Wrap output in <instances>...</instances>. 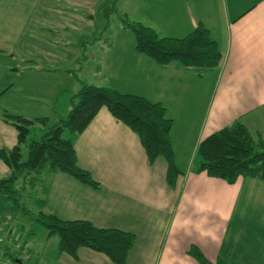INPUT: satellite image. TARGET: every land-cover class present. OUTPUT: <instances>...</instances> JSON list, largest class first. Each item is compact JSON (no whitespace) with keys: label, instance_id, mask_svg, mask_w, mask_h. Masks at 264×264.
<instances>
[{"label":"crops","instance_id":"crops-1","mask_svg":"<svg viewBox=\"0 0 264 264\" xmlns=\"http://www.w3.org/2000/svg\"><path fill=\"white\" fill-rule=\"evenodd\" d=\"M119 1L130 21L161 36L183 37L202 22L219 44L221 64L203 74L178 62L162 66L137 51L135 34L123 18L98 53L104 31L97 34L93 24L100 13L108 17L104 30L109 26L104 0H0V149L19 142L17 127L4 113L45 118L43 127L54 126L83 85H107L160 102L173 121L181 172L175 186L168 183L166 158L151 163L139 136L103 107L75 140L79 166L99 187L44 171L29 187L41 188L36 203L65 220L133 232L128 264H200L190 254L193 245L211 261L264 264L260 221L250 219L258 199L254 192L247 198L243 193L245 186L264 189V181L240 177L230 184L195 172L189 163L204 138L238 119L255 140L264 141V0ZM90 58L98 64L87 75L84 63ZM13 64L21 67V80L6 75ZM10 174L0 159V177ZM42 254L49 264H115L88 247L76 257L60 251L59 240L56 249L37 250V258Z\"/></svg>","mask_w":264,"mask_h":264},{"label":"trees","instance_id":"trees-1","mask_svg":"<svg viewBox=\"0 0 264 264\" xmlns=\"http://www.w3.org/2000/svg\"><path fill=\"white\" fill-rule=\"evenodd\" d=\"M106 14H110L108 9ZM121 21L124 27L134 32L137 51L162 66L178 62L203 74L214 71L222 62L219 44L202 22L183 37H169L161 36L154 28L141 22L125 18ZM71 103L68 115L58 124L37 128L43 129L40 135L34 130L37 124L47 125V119H28L9 113L2 115L17 127L19 142L13 148L0 149V159L11 169L10 176L0 177V211L4 203L22 199L19 190L22 187L16 186L21 177L31 179V184L36 185L38 174L44 171L64 172L82 183L99 187L92 174L79 166L75 140L103 107L139 136L151 163L160 156L166 158L168 183L175 186L181 172L175 163L171 139L173 121L162 103L123 93L107 85H83L72 96ZM193 163L195 172H205L230 184L240 177L264 181V141L255 140L249 128L238 119L204 138L197 147ZM35 219L48 230L49 236L58 237L60 251L76 257L81 247H88L104 253L115 264H128L136 240L133 232L98 227L88 220H65L42 210ZM7 254L11 253L7 251ZM190 254L200 264H227L220 258L211 261L196 245L191 247ZM16 256V259L21 257L20 253Z\"/></svg>","mask_w":264,"mask_h":264},{"label":"rangeland","instance_id":"rangeland-1","mask_svg":"<svg viewBox=\"0 0 264 264\" xmlns=\"http://www.w3.org/2000/svg\"><path fill=\"white\" fill-rule=\"evenodd\" d=\"M104 1H107L104 5V8L108 9L110 12L109 26L107 30H104L106 26V19L108 17L103 18L100 13L96 15V19L94 20L93 24L97 34H100L99 32L102 30L104 31V33L101 34L100 38L97 39L96 46L99 47L98 53L101 48L105 47L106 40L111 37L114 29L117 27L120 21L119 18L128 19V15L122 12L123 8L119 0ZM87 48H90V45H87ZM86 54L89 55V51H87ZM97 64L98 61H94L93 58L86 60V62L84 63V67L86 68L85 70H83L84 74L89 75L90 71L95 72V66ZM11 69L12 71L10 70L6 73L8 78L13 80H21L23 75L21 67L19 70H17L18 68L16 64H13L11 66ZM3 102L7 103L5 101ZM59 115L66 117L68 113L63 112ZM38 127H44L41 124H37L34 132L39 134L43 132V129H37ZM24 152L25 154H27V150H25ZM191 155H194L193 159L191 158L192 156L190 157V159L192 160H190L189 162L192 166V163L196 156V151H192ZM30 184L31 179L27 178L25 180L24 177H21L16 183V186L19 188L22 187L21 189H19L22 193V199H20L18 202L4 203L3 207L1 208L0 256L2 257L3 264H49L43 254L39 258H37V250L46 253L51 248L56 249V242L57 240H59L58 237L54 235L49 236L48 230L44 228V226H42V224L38 220L35 219L39 211L41 210V207L36 203L37 199L41 197V188H38V191L40 193H38V191H34L33 189H31V191L29 189ZM248 192H254L256 195V199H258L259 209H255V211H253L252 209V215H249L251 216L250 219H253V222L260 221L259 223L261 226V230L259 232V235L257 236V239H263L264 242V194L262 195V193H264V189L258 187L251 189L248 186H245L243 193L245 194L246 198L248 197ZM259 194L263 197L260 198ZM245 199H243V202H245ZM253 201L254 200H252V202ZM250 219L248 220V222L250 221ZM18 243L21 244L25 249L28 247L31 250V253H29V251L24 253L21 249H18L16 247ZM7 251H9L11 254H7ZM19 253L21 257L16 259V254ZM17 260H21L22 263H19Z\"/></svg>","mask_w":264,"mask_h":264},{"label":"built area","instance_id":"built-area-1","mask_svg":"<svg viewBox=\"0 0 264 264\" xmlns=\"http://www.w3.org/2000/svg\"><path fill=\"white\" fill-rule=\"evenodd\" d=\"M16 247H17L18 249H22V248H23L22 245L19 244V243L16 245ZM22 251H23L24 253L27 252L25 249H23ZM25 255H27V254H25ZM0 264H3V262H2V257H1V256H0Z\"/></svg>","mask_w":264,"mask_h":264},{"label":"water","instance_id":"water-1","mask_svg":"<svg viewBox=\"0 0 264 264\" xmlns=\"http://www.w3.org/2000/svg\"><path fill=\"white\" fill-rule=\"evenodd\" d=\"M19 263H22V261L21 260H17Z\"/></svg>","mask_w":264,"mask_h":264}]
</instances>
